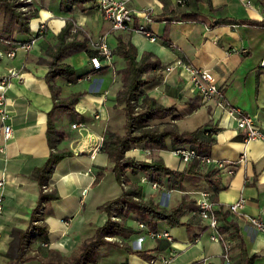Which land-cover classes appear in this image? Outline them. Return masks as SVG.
I'll return each instance as SVG.
<instances>
[{"label":"crops","instance_id":"1","mask_svg":"<svg viewBox=\"0 0 264 264\" xmlns=\"http://www.w3.org/2000/svg\"><path fill=\"white\" fill-rule=\"evenodd\" d=\"M166 1L167 7L171 8L179 0ZM204 1H209L214 9L212 13H208L206 3L201 6L200 11L208 21L220 17L261 21L264 17L263 8L257 0H250V6L243 5L239 0ZM32 2L38 12L30 22L31 33L19 38H29L38 31L41 24L46 29L37 37L30 50L17 48L13 57H0V92L5 93L7 124L13 129V136L6 142L4 153L0 155V179H5L4 185L0 187V264H9L5 255L10 247L12 231L25 230L29 226L32 212L42 192L34 172L45 165L50 153L54 151L50 148L47 133L49 112L53 109L54 100L45 79L48 72L46 61L49 60L45 51L56 44V37L67 21L81 29L79 37H85L89 49L91 38L109 33L108 40L113 50L122 37L134 44L139 56L144 52L154 54L162 67L181 59L193 68L208 70L220 88L223 102L228 107L239 108L244 114L254 116L264 133V69L259 67V62L264 57L263 26L224 23L209 28L203 22H171L166 26L165 21L158 19L164 11L162 0H133L130 6L134 10V26L145 25L158 38L152 42L136 30L111 31L94 0L75 7L71 14L61 10L60 0ZM73 28L70 36L76 34ZM16 45L12 44L11 47ZM81 53L84 54L82 64H78L76 56ZM65 62L85 76L77 82L58 79L62 98L71 95L69 89L73 84L81 85V91L85 95L75 105L76 116L70 114V117L62 112L53 116L56 127L65 133L57 148L68 149L72 155L56 165L48 186L44 187V191L55 192L59 197L46 203L41 209L48 228L47 245L36 243L32 247L34 250L39 247L42 250H55L69 257L93 236L98 227L107 222L108 215L98 210V207L119 197L122 194V184L110 169L107 153L103 149L93 153L91 148L95 139L112 127L117 110L114 108V101L118 90L109 95L108 89L115 70L106 66L101 71H93L87 52L73 54ZM162 73L165 75L163 94H167V100L172 99L165 105H174L177 110L179 105L173 99L182 96L186 106L192 109L191 114L200 112L203 115V127L216 129L212 135L214 143L206 156L222 161L225 168L219 169L215 164L199 162L200 169L213 170L215 173L210 183L196 179L201 182L205 191L211 193L217 209L220 207L222 211H227L228 205L239 199L243 200L238 214L227 211L226 221L235 224L246 258L253 257V264H264V233L257 231L248 222V217H259L264 222V141L244 142V131L237 129L233 119L224 114L214 102H202L199 95L190 90L188 74L184 70L176 69L166 73L163 69ZM4 78L7 79L6 84H3ZM96 112L100 113V119L94 118ZM67 120L69 124H66ZM79 122L89 125V133L81 135L79 131L72 129L71 125ZM83 138L87 139L85 150L77 148ZM167 147L165 151L170 150V141H167ZM243 154L244 160L241 158ZM162 157L173 170L181 171L186 166L178 158L168 155ZM228 170H232V173H228ZM141 174L144 175L139 173L134 176L127 172L134 182V177ZM185 182L186 177L181 186ZM142 185L145 195L161 191H154L145 183ZM84 189H87L85 195ZM189 221L192 224L190 231L186 227L172 228L161 222L157 230H167L171 241L153 240L148 236V226L146 225L147 229L140 228L142 221L138 220L136 214H132L125 223L130 235L127 238L113 239L118 241V246L100 247L94 264H161V259L171 253L173 256L169 264H243L239 262L242 256L239 241L229 236L231 230L223 219H220L222 230L233 240L229 261L222 258L221 245L210 241L209 230L204 223H199L196 217L191 216ZM121 247H130L134 251L160 249L151 253L153 259L146 260ZM24 264L42 263L39 258H33Z\"/></svg>","mask_w":264,"mask_h":264},{"label":"trees","instance_id":"2","mask_svg":"<svg viewBox=\"0 0 264 264\" xmlns=\"http://www.w3.org/2000/svg\"><path fill=\"white\" fill-rule=\"evenodd\" d=\"M164 3V11L158 19L166 22L168 26L171 22H203L209 28H214L219 24H239L251 26H263L264 17L261 21L253 19H235L230 17H220L209 20L200 9L206 3L207 12L212 13L214 9L209 1L204 0H181L176 6L168 8L167 1ZM263 8L264 0H257ZM93 2V0H60L61 10L66 13H73L75 7ZM37 9L33 5L26 4L23 0H0V50L9 52L12 44H22L28 42L27 39H20V36H27L31 33L30 22L36 16ZM207 20H205V18ZM72 23L67 21L63 30L57 35V42L49 47L45 52L49 58L46 64L48 72L45 76L50 87L54 100L53 109L49 112L48 137L52 151L45 165L34 172V176L42 188L38 204L32 212L29 226L25 230L14 229L12 240L6 258L9 264H24L31 259L39 258L42 264H94L97 250L105 245L118 246L115 238H127L130 233L126 230L125 223L132 214H136L138 220L145 223L150 230H157L161 222H165L169 227H186L188 231L192 229V224L183 217L189 205L181 200L175 206L165 208L155 201L153 197H147L142 185L134 182L131 175L143 173L150 181L166 185L170 189H179L185 177L198 178L206 183L211 182L214 175L213 170L204 171L200 169L199 161L194 159L188 163L181 171L169 168L158 154L154 155L151 161L138 160L134 157H126V153L132 145L144 144L150 149H167V141L171 142L173 149L177 146H188L194 148L201 155H208L209 147L214 143L212 135L215 128L206 129L196 127L192 130H178L173 126L156 124L155 121L166 117L176 118L174 105H164L157 98L147 94L148 86L155 83L163 70L160 60L152 53L144 52L141 56L137 48L129 40L122 37L113 50V55L124 62V66L119 69L121 87L115 96L114 108H122L125 116V134L120 135L117 131L108 130L105 133V142L102 149L107 153L111 163L110 169L116 175L117 180L124 187L122 194L111 199L98 210L106 212L107 222L98 227L93 236L83 242V244L69 257L61 255L51 249H33V245L40 243L47 245L48 228L44 223L41 209L52 200L59 199L55 192L44 191L54 172L56 165L67 156L72 155L68 149L58 150V144L64 138L65 133L58 129L53 121V116L57 112L65 114H76L75 105L84 92L71 94L67 98H62V88L57 80L63 78L69 82H77L85 75L79 74L75 68L65 62L69 56L87 52L93 56L96 52L88 48L87 40L80 38V33L70 36ZM1 61V58H0ZM105 68V67H104ZM101 71V70H99ZM195 107L194 105H192ZM99 179V177L97 178ZM135 181L136 178L134 177ZM194 208V206L192 207ZM218 207L217 215L223 219L231 230L230 237L238 239V246L241 249V261L243 264H253V257L246 258L243 243L238 235V231L233 222L226 221L227 211H222ZM193 217V216H191ZM199 223L201 222L196 218ZM111 238V239H109ZM129 253H133L146 260L153 259L151 253L159 250L160 247L150 250H132L130 247H121Z\"/></svg>","mask_w":264,"mask_h":264},{"label":"built area","instance_id":"3","mask_svg":"<svg viewBox=\"0 0 264 264\" xmlns=\"http://www.w3.org/2000/svg\"><path fill=\"white\" fill-rule=\"evenodd\" d=\"M32 2V0H27ZM133 0H94L96 7L102 14L105 22L110 26L111 31H132L143 33L150 41H157V37L145 25L134 26V10L130 6V2ZM179 0L178 2H180ZM243 5L250 6V0H239ZM147 20H150L147 17ZM46 29L44 24H41L38 31L31 39L22 44H18L9 52H0V57L8 56L13 57L17 48L30 50L35 44V40ZM104 33L98 37L90 39V45L96 52L93 56L89 57V63L93 71L103 70L104 67H112L114 63L113 49L109 43L108 35ZM259 67L264 69V57L259 62ZM166 73L175 71L176 69H182L188 74V84L191 91L196 92L199 95L202 102H214L228 117L236 122V127L239 130L244 131V142L261 140L264 141V133L259 128V125L254 116L244 114L239 108L228 107L222 100L220 88L217 85L214 76L206 69H196L192 66L184 63L181 59H176L173 63L163 67ZM7 79L4 78L3 84H6ZM107 96V93H106ZM106 100V97H105ZM0 114L2 124L0 125V155L4 153L6 142L13 136V129L10 124H7L8 113L6 107V96L4 92H0ZM94 118L100 119V113H94ZM73 130H77L84 135L89 133V125L86 122L73 123L71 125ZM105 133L97 137L95 144L91 147L93 153L102 149L105 142ZM83 142L78 143L77 148L86 149L85 147L87 139L83 138ZM86 141V142H85ZM80 144V145H79ZM169 152L178 158L182 163H188L194 159H197L201 164H215L217 168L224 169V163L217 161L210 156L199 154L194 148L188 146H177L170 149ZM244 160V154L241 157ZM228 173H232V170H228ZM5 179H0V187L4 185ZM142 183L147 184L152 190L157 191L164 188L158 182L150 181L147 177L142 178ZM87 189H84L83 195H85ZM243 206V200L239 199L236 202L228 205L227 211L230 213L238 214L239 210ZM2 210V198L0 197V211ZM217 207L214 201L211 199V193L209 191H200L199 196L195 201L194 208L192 209V216L198 218L204 223L205 227L209 230V239L212 242L221 245V256L225 261H229L230 251L233 246V240L228 237L227 233L222 230L220 219L217 215ZM248 222L259 232L264 233V222L259 217H248ZM140 228L147 229L145 223H140ZM148 236L151 239H167L171 241L170 233L159 230L147 231ZM46 246V244H44ZM173 253L167 255L161 259V264H169L170 258Z\"/></svg>","mask_w":264,"mask_h":264},{"label":"rangeland","instance_id":"4","mask_svg":"<svg viewBox=\"0 0 264 264\" xmlns=\"http://www.w3.org/2000/svg\"><path fill=\"white\" fill-rule=\"evenodd\" d=\"M24 2H26V4H30L33 5V2H28L27 0H23ZM72 19V18H71ZM74 19H72L73 21ZM1 19H0V25H1ZM72 27H74L73 29L76 30V34L81 33V29L76 26V25H72ZM85 31V30H83ZM83 38L85 39V37L83 36ZM90 49L93 50L92 46L89 45ZM82 55L84 56V54H78L76 57V62H78V64H82ZM88 63V60L87 62ZM114 66L113 69L114 71V75L112 76V80L109 83V89L108 91H110L109 95H112L113 92H116V89L119 90L121 87V82H120V77L118 74L119 69H121V67L124 66V62L123 60L121 61L120 59H114ZM165 75L161 72V75L159 76L158 80L153 83L152 85L148 86L146 89L147 94L151 95H156L155 98H159L160 99V103L162 104H166V103H170L171 102V98H169L167 100V94H163V82ZM63 79V78H60ZM111 89V90H110ZM71 90V94L74 93H80L81 91V85L79 84H73L72 87H70ZM112 92V93H111ZM164 97V98H162ZM107 99V97H106ZM174 102L178 103L179 107L178 109L174 112L176 114V118L173 119L170 116L166 117L162 120H157L155 121L156 124H165L168 126H173L174 128L178 129V130H189V129H193L197 126H202L203 127V115L198 112L195 114H191L192 109L189 106H186V103H184L185 99H183V97L181 96V98L179 99H175L174 97ZM115 102V101H114ZM116 112H115V117L112 123V127L111 130L113 131H117L120 135L124 136L125 134V114L123 112L122 108H116ZM60 113V112H57ZM76 116V114H71ZM71 115H69L71 117ZM67 119H69L67 117ZM70 120V119H69ZM69 124V121L67 120L66 124ZM142 145V146H139ZM101 150V149H100ZM162 151H164L165 153H162ZM158 154L159 157H161L163 159V161L165 162L164 158L162 156H170V157H174L169 151H165V150H160L157 151L156 149H150L145 147L144 144H136V145H132V148L126 153V157H134L138 160H146V161H151L152 158L154 157V155ZM166 163V162H165ZM171 168V167H170ZM130 174V172H128ZM146 176H139L136 177L135 181L136 183H138L139 185H142V178H144ZM144 186V185H142ZM164 188L161 189V191H158L155 194H146L147 197H153L155 199L156 202H158L161 206L165 207V208H169L172 206H175L177 203H179L181 200L185 201L189 207L188 210L186 211L183 219L184 220H188L190 218V216H192V207L195 204L196 199L199 196V192L200 191H205L203 185L201 184V182L196 179V178H191V177H186V182L184 184V186H180L179 189H170L168 188L166 185H162ZM124 187L122 186V192H123ZM164 192V194H163ZM92 237V236H91ZM111 239V238H109ZM106 246V245H105Z\"/></svg>","mask_w":264,"mask_h":264}]
</instances>
